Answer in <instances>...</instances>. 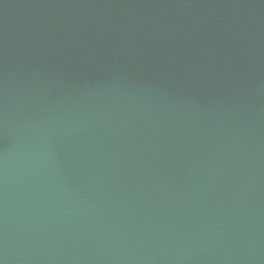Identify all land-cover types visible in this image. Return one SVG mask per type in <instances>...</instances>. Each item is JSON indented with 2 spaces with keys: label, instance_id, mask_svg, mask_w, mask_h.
I'll list each match as a JSON object with an SVG mask.
<instances>
[{
  "label": "water",
  "instance_id": "1",
  "mask_svg": "<svg viewBox=\"0 0 264 264\" xmlns=\"http://www.w3.org/2000/svg\"><path fill=\"white\" fill-rule=\"evenodd\" d=\"M0 264H264V0H0Z\"/></svg>",
  "mask_w": 264,
  "mask_h": 264
}]
</instances>
